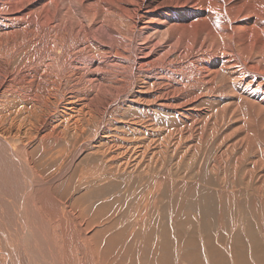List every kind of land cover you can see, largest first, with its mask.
<instances>
[{
	"label": "bare ground",
	"instance_id": "bare-ground-1",
	"mask_svg": "<svg viewBox=\"0 0 264 264\" xmlns=\"http://www.w3.org/2000/svg\"><path fill=\"white\" fill-rule=\"evenodd\" d=\"M183 233L264 264V0H0V264H171Z\"/></svg>",
	"mask_w": 264,
	"mask_h": 264
},
{
	"label": "rangeland",
	"instance_id": "rangeland-1",
	"mask_svg": "<svg viewBox=\"0 0 264 264\" xmlns=\"http://www.w3.org/2000/svg\"><path fill=\"white\" fill-rule=\"evenodd\" d=\"M137 179H138V176H136L135 181ZM171 214L173 217L176 216L175 210L173 208H171V210H170V215ZM131 218H132L131 215L125 214L123 222L129 221ZM165 221L170 223V217L168 215H166ZM189 221H191V220H189ZM172 222L174 224H172L171 227L174 230V233L176 230L175 223L177 225H184L186 223L183 220L180 222V218L179 219L175 218V220ZM194 222H198V221H194ZM194 222L191 221V225H193ZM125 223H126V225H128V224L131 225L133 222H131V223L125 222ZM225 224H226V221H225ZM195 226H197V225L195 224ZM169 241H170L171 245L173 243L172 253L170 252L171 264H195L196 261L198 262V264H212V261L210 259H208V263L206 262L207 256L205 257L204 246H203V244H201V238H200L199 234H195L194 236H188V233H183L182 235H180V242L182 245H180L178 243V238L176 236L171 237V239ZM176 243H178L180 246H182L178 250V254L176 252L177 251L176 249H178L179 245H176Z\"/></svg>",
	"mask_w": 264,
	"mask_h": 264
}]
</instances>
